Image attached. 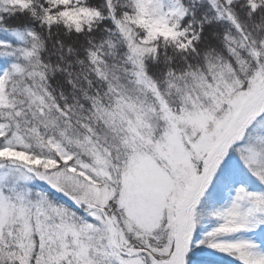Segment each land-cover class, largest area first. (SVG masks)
Returning <instances> with one entry per match:
<instances>
[{"label":"trees","instance_id":"obj_1","mask_svg":"<svg viewBox=\"0 0 264 264\" xmlns=\"http://www.w3.org/2000/svg\"><path fill=\"white\" fill-rule=\"evenodd\" d=\"M160 4L175 35H154L136 21L135 0H0V152L16 149L35 159H51L55 170L82 182L80 188L64 179L46 184L20 166L0 162L7 178L16 172L30 176L0 187L13 199L23 193L29 204L36 227L30 264L49 262L38 229L43 218L50 224L58 221L45 217L50 210H65L67 221L87 217L90 206L81 200L80 210L70 197L79 202L91 181L101 186L94 172L97 152L107 159L108 189H120L115 176L127 157L122 158L129 136L116 124L120 102H137L136 109L160 107L173 115L182 112L184 93L220 72H264V0ZM76 9L84 11L83 17L71 19L69 13ZM210 36L221 50L203 51V66H195L194 56ZM112 151L119 154L117 162ZM238 155L231 149L219 158L198 189L188 246L176 238L169 243L167 230L145 231L132 224V231L126 227L129 245L122 252L146 251L137 256L159 264L169 258L173 264H264V184ZM110 205L103 209L112 217L116 213ZM113 224L124 230L118 217ZM6 241H0V264H20L13 240Z\"/></svg>","mask_w":264,"mask_h":264},{"label":"rangeland","instance_id":"obj_2","mask_svg":"<svg viewBox=\"0 0 264 264\" xmlns=\"http://www.w3.org/2000/svg\"><path fill=\"white\" fill-rule=\"evenodd\" d=\"M135 3L138 6L135 20L149 27L152 34H176L160 0H135ZM83 14L84 11L76 9L69 17L80 19ZM216 41L210 36L208 43H203L202 50L194 56L195 66H203V51L221 50ZM183 100L182 110H179L182 112L173 115L160 107L159 111L149 107L136 109L137 102H120L116 115L121 117L116 124L124 126L129 135L124 142L126 155H122L123 160L127 157L115 176L120 189H108L106 181L112 178L103 167L107 159L101 151L97 152L94 172L102 179L101 186L91 181V185L82 188V199L78 198L79 204L83 200L91 208H97L89 210L81 221L63 219L65 210L46 212L45 217L58 221L50 224L43 218L39 223V237L47 245L45 251L49 260L44 264H59L62 259L64 264H159L148 258L142 261L139 255L131 256L134 251L122 252V248L129 245L126 227L131 231L132 224L145 231L167 230L169 243L178 239L188 246L189 235L195 230L190 214L198 189H202L201 184L216 168L218 159L228 156L231 149L239 154L258 182L264 184V72L257 70L250 75L240 71L220 72L211 82L184 93ZM111 157L117 162L118 152L112 151ZM0 160L29 167L39 173L37 177L46 184H58L64 179L73 187L82 185L78 179L55 170L56 162L51 159H35L20 150L3 149ZM7 177L0 168V187L5 188L4 183L14 186L30 176L16 172L15 176ZM17 195L13 199L0 188V241L7 244V238L11 237L18 263L30 264V253L35 246L32 234L36 227L31 222L32 214L24 194ZM261 197L263 203L264 194ZM108 203L117 215H107L103 206ZM104 216L112 224L118 217L123 224V231L113 228L115 246L110 242L112 231ZM56 229L61 234L59 237L53 234ZM7 250L5 247L3 251ZM123 253L127 255L124 257ZM174 256L171 252V257ZM163 264H173L172 258Z\"/></svg>","mask_w":264,"mask_h":264},{"label":"water","instance_id":"obj_3","mask_svg":"<svg viewBox=\"0 0 264 264\" xmlns=\"http://www.w3.org/2000/svg\"><path fill=\"white\" fill-rule=\"evenodd\" d=\"M75 203V202H74ZM75 205L79 208V206L75 203ZM114 232V231H113ZM112 240H113V236H112ZM136 253H140L139 251ZM136 255V254H135Z\"/></svg>","mask_w":264,"mask_h":264},{"label":"bare ground","instance_id":"obj_4","mask_svg":"<svg viewBox=\"0 0 264 264\" xmlns=\"http://www.w3.org/2000/svg\"><path fill=\"white\" fill-rule=\"evenodd\" d=\"M18 155H21V153H17Z\"/></svg>","mask_w":264,"mask_h":264}]
</instances>
